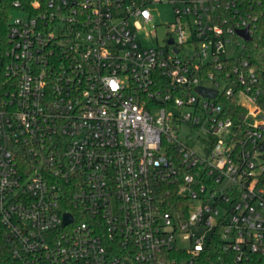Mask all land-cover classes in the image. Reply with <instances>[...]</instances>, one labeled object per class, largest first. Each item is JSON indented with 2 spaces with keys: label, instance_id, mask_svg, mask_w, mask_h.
Segmentation results:
<instances>
[{
  "label": "built area",
  "instance_id": "2783aa9c",
  "mask_svg": "<svg viewBox=\"0 0 264 264\" xmlns=\"http://www.w3.org/2000/svg\"><path fill=\"white\" fill-rule=\"evenodd\" d=\"M1 12L0 264H264V0Z\"/></svg>",
  "mask_w": 264,
  "mask_h": 264
},
{
  "label": "trees",
  "instance_id": "16d2710c",
  "mask_svg": "<svg viewBox=\"0 0 264 264\" xmlns=\"http://www.w3.org/2000/svg\"><path fill=\"white\" fill-rule=\"evenodd\" d=\"M5 1V4L2 2ZM12 0H1L0 4L1 6L4 5L5 7H8L10 2ZM2 15V12H1ZM5 15V16H3ZM2 17H0V40H4L6 38V29H7V18L6 14H3ZM247 51H245V57L250 58L252 60V63L255 65H263L264 64V13L260 16V20L258 23V27L255 31L254 40L252 43L246 45ZM243 110L240 109L238 105V101H233L232 106V113L228 114L234 119L241 118ZM218 256V253L214 251L211 255V259H216ZM2 264H12L10 259L8 257L6 258L4 255L1 258Z\"/></svg>",
  "mask_w": 264,
  "mask_h": 264
},
{
  "label": "rangeland",
  "instance_id": "374dc122",
  "mask_svg": "<svg viewBox=\"0 0 264 264\" xmlns=\"http://www.w3.org/2000/svg\"><path fill=\"white\" fill-rule=\"evenodd\" d=\"M151 12L154 16L153 24L157 26V31H156L157 36L159 37L160 40H162L167 33V26L175 21L174 8L171 4L168 3L158 4L151 6ZM12 16L13 18H16L18 16H21V14L17 11H13ZM148 29L150 30L151 26H149ZM145 42L147 45H151L152 40L150 41L147 40ZM185 131L188 130L186 128H183V132Z\"/></svg>",
  "mask_w": 264,
  "mask_h": 264
},
{
  "label": "water",
  "instance_id": "95a60500",
  "mask_svg": "<svg viewBox=\"0 0 264 264\" xmlns=\"http://www.w3.org/2000/svg\"><path fill=\"white\" fill-rule=\"evenodd\" d=\"M239 34H241L247 41L251 40V37L248 33V29H244V30H240L238 31ZM199 92L202 93H206L207 95L211 96V97H215L217 95V92H210V90L205 89L203 87L198 88ZM71 221V218L69 217V215L66 216V222Z\"/></svg>",
  "mask_w": 264,
  "mask_h": 264
}]
</instances>
